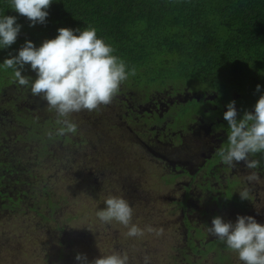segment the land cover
Segmentation results:
<instances>
[{
    "label": "trees",
    "instance_id": "obj_1",
    "mask_svg": "<svg viewBox=\"0 0 264 264\" xmlns=\"http://www.w3.org/2000/svg\"><path fill=\"white\" fill-rule=\"evenodd\" d=\"M47 11L46 23L29 26V21L10 7V0H0V16H16L21 25L16 42L9 48H0V89L15 80L14 70L3 67L6 57L15 55L25 40L39 46L44 39L55 37L59 27H69L94 28L97 37L110 45L114 49L113 55L124 62L128 79L139 86L154 84L158 87L186 82L219 90L228 86L242 90L249 83L252 95L264 94V0H52ZM30 73L34 78L35 73L25 65L23 74L28 76ZM257 85H260L259 91ZM28 92L29 89H23V93L29 95ZM42 106L46 107L44 101ZM18 112L19 115L16 113L14 117L24 127V134L20 136L22 140L18 136L13 144L2 146L7 134L0 130V158L5 159V164L0 163L1 169L4 164V171L16 174L18 182L17 188L10 193H15L17 198L7 196L6 202L10 204H2L0 212L2 208L15 209L14 217L19 218L18 214L26 209L37 213L42 221H57L61 220L60 210L69 207L67 214L72 213V216L69 215L67 220L71 221L90 213L91 204L98 197L105 200L110 196L104 194L108 179L105 171L101 169L102 173L97 177V166L84 171L82 161L74 155L75 149L83 144V139L75 138L80 136L81 130L77 121V132L70 139L69 136L55 135L60 125L56 123L55 112L48 111L47 107V114L39 116L23 109ZM49 133H52L51 138ZM51 139L56 141L50 142ZM59 140H62V147L57 146V151L50 149L49 144L58 145ZM22 141H25L24 145ZM65 143L71 146L63 147ZM38 152L42 158H49L48 163L56 164L60 174L67 175L68 181L61 188H48L40 178L44 176L35 173L41 164L36 157ZM87 162L92 160L87 159ZM1 179L0 172V195L4 194ZM125 184L137 188L126 181ZM27 194L30 205L25 202ZM78 196L86 198L82 211L77 210L79 214L75 213ZM36 197L46 204L45 212L37 209ZM15 202H18L16 206ZM54 228H64L67 235L72 231L77 237L65 235L59 239ZM53 232L57 234V240L48 236L52 248L43 260L45 264L55 263L54 260L48 263V258L55 255L58 246L62 248L59 253L67 247V252L73 250L70 264H78L75 260L77 253L86 256L93 253L90 232L87 236L86 229L70 228L64 223L53 226ZM78 239L84 244L81 245ZM95 251L107 254L98 249ZM97 257L93 255V259ZM172 263L181 264L176 260Z\"/></svg>",
    "mask_w": 264,
    "mask_h": 264
},
{
    "label": "flooded vegetation",
    "instance_id": "obj_2",
    "mask_svg": "<svg viewBox=\"0 0 264 264\" xmlns=\"http://www.w3.org/2000/svg\"><path fill=\"white\" fill-rule=\"evenodd\" d=\"M28 77L33 78L31 73ZM249 85L247 83L242 90L228 86L222 89L225 91H222L221 88L219 90L200 87L198 83L186 82L180 85L166 83L158 87L154 84L139 86L135 81L127 78L110 104L101 105L98 110L92 112L84 110L74 113L70 117L72 121H77L81 129L79 133L90 129L99 141L107 143L110 150L117 145H123L132 151L131 157H138L139 154L148 155L153 159L152 166L159 170V179L163 184L170 186L169 190H164V194H154L152 197L141 199L148 196L147 189L135 188V193H128L122 189L125 181L137 187L136 182L131 178L124 181L111 179L110 173L105 174L112 184L107 191L110 196H122L133 209L137 207L141 209V213L147 206L151 210L154 209L159 200L166 202L169 209V223L181 235L179 243L171 246L168 258L172 261L195 264L194 262H204L205 259L206 261L211 260L214 264H230L232 259L238 258L237 256L232 258L236 253L229 250L223 242L210 236L206 229L207 226H211L214 216L219 215L224 219L243 207L245 200L239 198L238 192L244 188H250L251 199L259 193L264 194V154L250 157L260 160V167L257 169L249 170L244 162H239L236 166L238 172L234 178H229L228 175L232 174V170L236 168H229L221 163L216 154L218 148L227 143L228 125L223 119L227 103L235 100L239 117L245 110L252 111L253 105L259 98L250 93ZM23 89L24 87L14 81L0 89V130H4L7 134L5 139L13 137L11 141L2 140L4 142L2 146L13 144L18 136L24 134L20 132V129L24 130V127L14 117L16 113L19 115V110L23 109L35 116L47 114L45 112L46 101L31 95L30 89L29 95L23 93ZM30 99L44 101L46 107L39 105L30 111V108L34 107L30 106ZM105 110L110 120L114 122L103 115ZM12 124L18 127L14 132L17 135L13 134L14 136L10 134ZM109 128H113V141L110 147L108 140L102 136L110 132ZM95 130L98 131L94 132ZM64 136L72 139L74 135ZM75 138L83 139L81 145L88 142L82 135ZM54 141L56 140H50V142ZM58 144L62 147V140H59ZM52 145L49 144V147ZM70 146L69 143L63 145V147ZM98 150L101 151L100 146ZM4 162L5 159L0 158V163ZM4 164L2 169L0 165L3 177L1 188L4 193L0 195V206L10 204L6 202L7 196L17 198L15 193L10 194L13 188L18 186L16 174L6 173ZM108 171L106 170L105 173ZM253 171L259 174L260 179L258 182L249 183L246 177ZM100 173H102L101 169L97 167L96 177ZM25 178L31 181L30 177ZM108 185L106 183V186ZM23 188L28 190V187ZM229 188L232 198L224 201V193ZM28 197L27 194L25 202L30 205ZM212 197H214L213 200ZM17 204L18 202H15L14 206ZM236 204H238L237 209L226 211L222 213L223 215L219 214L222 208L236 206ZM261 211L263 210H259L260 213ZM234 215L237 216L238 213ZM252 216L257 221V216ZM132 220L134 221V214ZM67 250H69L68 247ZM72 251L58 253L48 258V263L54 260L56 264L63 262L70 264ZM92 254L101 255L95 250ZM92 254L90 253L87 258L93 260ZM237 264H242V262L238 260Z\"/></svg>",
    "mask_w": 264,
    "mask_h": 264
},
{
    "label": "clouds",
    "instance_id": "obj_3",
    "mask_svg": "<svg viewBox=\"0 0 264 264\" xmlns=\"http://www.w3.org/2000/svg\"><path fill=\"white\" fill-rule=\"evenodd\" d=\"M51 4L52 0H10V7L25 17L29 26L46 23ZM20 29L16 16H0V48L14 44ZM113 52L110 45L97 37L94 28L59 27L55 37L44 39L39 46L25 40L15 55L10 54L3 60V67L14 70L15 83L46 101L48 111L55 112L56 123L60 125L55 135L63 136L77 132L76 123L70 119L72 114L92 112L110 104L128 78L124 62ZM25 65L35 73L34 79L23 74ZM256 90H260V85ZM235 104L231 100L226 105L223 119L228 125L227 143L216 154L229 168H236L242 161L247 169H257L260 160L250 157L264 154V94L256 100L252 111L245 110L239 117ZM259 179L254 171L246 177L249 183ZM250 191L244 188L238 192L240 199L251 201ZM103 203L105 206L96 212L97 218L105 224L115 221L123 225L127 237L140 238L146 232L163 234V229L152 226L142 229L132 223L134 209L122 196H108ZM206 231L235 252L242 264H264V223H258L253 216L238 214L232 222L217 215ZM75 260L78 264H129L128 255L116 251L91 261L85 254L77 253ZM149 262L150 257L145 255L143 264Z\"/></svg>",
    "mask_w": 264,
    "mask_h": 264
},
{
    "label": "rangeland",
    "instance_id": "obj_4",
    "mask_svg": "<svg viewBox=\"0 0 264 264\" xmlns=\"http://www.w3.org/2000/svg\"><path fill=\"white\" fill-rule=\"evenodd\" d=\"M29 103L30 106H34L30 108V111L34 110L37 106L42 105L41 100L30 99ZM103 115L110 120L107 115V110L103 112ZM110 121L114 122L112 120ZM10 128H12L10 129V134L17 135L14 132H16L18 127L12 124ZM98 130H95L94 132H97ZM109 131L110 132H107L102 136L108 140L110 147L111 142L113 141V128H109ZM20 132H23V128L20 129ZM79 134L88 140L85 145L78 146L74 152L77 159L82 161L84 171L93 166H97L103 171L109 170L105 174H113L111 179H120L121 181H124L131 178L136 182L139 190L147 189L148 196L141 199L152 197L154 194H164V190H169L170 186L163 184L159 179V170L153 168V159L148 155L141 156L138 154V157H131L132 151H129V148L123 145H117L114 149L110 150V148L107 147V143L99 141L90 129L83 130ZM12 138L13 137H9L8 139H4V141H11ZM22 142L24 145L25 141ZM94 144H96V146ZM36 145H39V142H36ZM57 146H59V144H53L50 149L57 151ZM99 146L101 147L102 152L98 150ZM78 156L81 157L79 158ZM36 157L40 159L41 164L35 169V173L38 172L40 175L44 176L40 178L45 182V185H47L48 188L59 189L68 181L67 175L60 174L56 169V164L47 162L49 160L48 157L42 158L41 154L36 155ZM87 159L92 160V162H87ZM43 164H46V167H42ZM32 166L33 163H31V168ZM237 172L238 167L233 169L232 174H229L228 177L234 178ZM106 183L109 184L106 188L110 189L112 186L111 182L107 180ZM122 189L128 193H135L136 191L135 188L127 186L126 184L122 186ZM104 194H109V192L105 190ZM36 198L39 202L36 205L37 209L45 212L44 207H46V204L41 201L40 197ZM231 198L232 193L229 188L228 191L224 193L223 199L226 201ZM213 199L214 197H212V200ZM75 200V213L79 214L82 211V207L85 205L82 203L86 201V198L84 196H78ZM103 201L104 199H102V197H98L92 202L90 213H87L86 216L81 215L79 218L71 221L67 220L69 215L72 216V213L67 214V212L70 211L69 207L60 210L59 218H61V220L57 221H42L41 216L35 212L27 211L26 209L24 212L18 214L19 218H15V209L10 210L4 208L0 212V264H45L43 260L48 254L50 247L52 248L50 242L47 241L48 236L57 238L58 234V237L65 235L72 238L77 237V233L72 231H70L69 235L65 234L64 228L60 230L54 228V231H56L57 234L53 232V226L55 227L56 224H59L60 226L64 223L68 224L70 228L86 229V232L88 233L87 236L90 232L92 249H98L100 252L107 254L113 251L126 253L129 257L130 264H143V257L145 255L150 257L149 264H173V261L168 258V255L169 252H171V246L179 243L181 235L175 228H172L169 223V209L165 204V201L159 200V203H156L155 208L152 210L147 206L143 213H141L142 210H139L138 207L134 209V221L132 220V223L138 225L142 229L145 228V226H152L155 229H163V234L160 236H156L154 233H149L140 238L127 237L125 235L127 229L115 221L110 224L102 223L97 218L96 212L105 206ZM231 204L234 205V203ZM209 205L212 204L209 203ZM236 206H229L225 209L222 208V210L219 211V214L223 215L222 213L226 211L229 212L237 209L238 204H236ZM242 206V208L238 209L239 211H235V213L233 212L229 217H225V221L235 222L236 215L234 214L238 213L250 216L256 215L257 222L264 223L263 193L252 196L251 201L245 200V204H242ZM206 207H208V205ZM259 210L263 211L260 213ZM78 242H80L81 245L84 244L81 239H78ZM60 249L56 248L54 254H58ZM63 251L64 253L67 252V248H64ZM236 256L237 254H234L232 258H235ZM238 260V258L232 259L230 264H237ZM203 261L205 263H194L213 264L211 260L206 261L204 259ZM59 264L65 263L63 262Z\"/></svg>",
    "mask_w": 264,
    "mask_h": 264
}]
</instances>
